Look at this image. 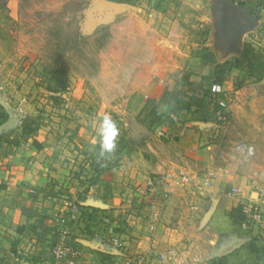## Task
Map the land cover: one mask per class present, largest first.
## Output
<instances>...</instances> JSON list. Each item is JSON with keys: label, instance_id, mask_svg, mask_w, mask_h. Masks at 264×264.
I'll use <instances>...</instances> for the list:
<instances>
[{"label": "rangeland", "instance_id": "1", "mask_svg": "<svg viewBox=\"0 0 264 264\" xmlns=\"http://www.w3.org/2000/svg\"><path fill=\"white\" fill-rule=\"evenodd\" d=\"M110 1L114 12L103 16L96 12L97 0H0L2 103L24 120H48L56 135L70 121L83 120L99 146L97 117L108 113L120 129L119 149L128 130L133 128V135V122L145 123L166 150L179 152L169 141L178 138L182 121L176 123L167 112L156 118L154 110L155 122L174 126L169 132L157 129L139 108L163 90L168 101L207 87L212 65L200 62V50L207 47L215 61L228 59L234 67L220 98L224 117L216 110L198 116L210 124L202 140L211 147L213 165L234 169L250 198L264 205V79L243 72L244 84L233 90L242 73V47L264 58L262 1L241 0L262 19L258 27L244 13L224 7L223 0ZM158 197L157 203L170 198Z\"/></svg>", "mask_w": 264, "mask_h": 264}, {"label": "crops", "instance_id": "2", "mask_svg": "<svg viewBox=\"0 0 264 264\" xmlns=\"http://www.w3.org/2000/svg\"><path fill=\"white\" fill-rule=\"evenodd\" d=\"M258 3L264 13V2ZM261 23L257 18L256 26ZM242 48V73L263 80V54ZM223 86L229 89L225 80ZM204 90L189 97L175 96L170 102L162 97L163 90L151 98L161 104L155 102L142 112L143 118H148L145 120L167 132L174 126L155 122L154 110L155 116L167 112L166 117L182 121L177 123L178 138L169 141L179 150L175 153L166 150V143L149 133L145 123L134 121L133 137L129 136L132 128L120 149L101 156L97 137L82 125L83 120L70 121L56 135V126L48 120H24L0 100V120L5 118L0 125L12 118L0 134V258L12 264L6 253L23 249L33 264H50L55 216L65 213L61 201L68 195L77 206L69 224L82 252L78 264H126L129 254H144V264H264V234L230 218L231 210L250 198L244 179L234 169L213 165L211 147L202 140L210 124L174 107L180 97L190 102L192 110L199 109L207 99ZM11 111L16 116L12 117ZM73 122L76 126L69 130ZM59 124L66 125L63 121ZM170 168L196 172L200 178L215 169L217 177L202 194L185 187L165 201L152 186H156L158 175ZM157 197L155 218L148 203ZM115 238L124 244L123 249L115 247ZM238 241L242 244L224 255ZM251 241L258 249L255 252L250 250ZM171 253L173 259H163Z\"/></svg>", "mask_w": 264, "mask_h": 264}, {"label": "built area", "instance_id": "3", "mask_svg": "<svg viewBox=\"0 0 264 264\" xmlns=\"http://www.w3.org/2000/svg\"><path fill=\"white\" fill-rule=\"evenodd\" d=\"M213 86H218L219 91H213ZM210 90L215 93H221L224 96L226 94L223 85L213 84ZM218 104L220 107L216 110V114L221 118L224 117L221 115V110L225 106V102L218 99ZM216 177L217 171L215 169L207 171L205 175L200 178L196 172L187 171L183 168H170L158 175L156 179V184L158 186H152V189L154 192L156 191L160 194V198L161 196L167 198L173 194L175 190L189 187V185L193 187L197 193L202 194L203 190L207 188ZM61 204L65 213L55 216V233L49 249V263L78 264L82 252L74 243L72 229L69 224V220L73 217L77 206L68 195L62 197ZM148 205L150 209L153 210V217L156 218L158 203L155 200H150ZM241 210L244 214L243 227H255L264 234V205L260 204L257 200L249 198L241 204ZM113 242L117 249L121 250L124 248V244L117 238H115ZM6 257L11 260L12 264H33L30 254L23 249L7 252ZM173 258L174 254L171 253L163 259L170 260ZM146 261L147 258L144 254H129L126 259V264H144Z\"/></svg>", "mask_w": 264, "mask_h": 264}, {"label": "trees", "instance_id": "4", "mask_svg": "<svg viewBox=\"0 0 264 264\" xmlns=\"http://www.w3.org/2000/svg\"><path fill=\"white\" fill-rule=\"evenodd\" d=\"M233 1L236 3H239L240 5H244L248 8H250V5L247 2H244L241 0H233ZM261 1H262L261 3L264 2V0H261ZM259 6H261V5L259 4ZM200 62H201V64L208 63V64L212 65L209 76L207 77V79L209 81L207 83V87H205L204 94H203L204 98L208 99V107L206 108V104H204V102H202L199 109L192 110L190 102L187 100H184L183 98H180V97H176V99L173 103L175 108H179L181 110H185L187 112H190L192 115H197L196 116L197 118L199 115H201V117H202V114L206 111H208V112H210L212 110L214 111L220 107L218 104V99L223 98L224 95L221 93L212 92L210 90V87L213 84L223 85L224 78L227 76V74H229V72L234 67L233 61L228 60V59L221 62V63H217L215 61V59L213 58V56L211 55V51L207 47H204L200 50ZM242 74L243 73H241L239 76H237V78H235V81L233 82V90H237L238 88H240L244 84L245 79H244V77H242ZM154 103H155V100L147 99L145 101L144 107L142 108V111L146 107L151 106ZM172 111L175 112V110H172ZM4 119L5 118L0 120V122H2ZM203 119H206V117H204ZM120 141L121 142L123 141L122 138ZM95 170L100 171L101 169L95 167ZM230 218L233 221H236L237 223H240V221L244 220V214L242 213L241 205L236 207L235 209L231 210ZM249 246H250V250L252 252H255L256 250H258L257 248L254 247V244L252 241L249 243ZM0 264H7L4 258H0Z\"/></svg>", "mask_w": 264, "mask_h": 264}, {"label": "clouds", "instance_id": "5", "mask_svg": "<svg viewBox=\"0 0 264 264\" xmlns=\"http://www.w3.org/2000/svg\"><path fill=\"white\" fill-rule=\"evenodd\" d=\"M213 91H219L218 86H213ZM98 136L100 142V155L110 154L117 148L120 129L112 116L105 112H100L97 117Z\"/></svg>", "mask_w": 264, "mask_h": 264}, {"label": "water", "instance_id": "6", "mask_svg": "<svg viewBox=\"0 0 264 264\" xmlns=\"http://www.w3.org/2000/svg\"><path fill=\"white\" fill-rule=\"evenodd\" d=\"M224 1V7L226 6L227 7V9H231L232 11H240L241 13H244L246 16H249L250 17V20L251 21H253L254 22V24H256L257 23V18L254 16V15H252L251 13V11H250V9L249 8H247L246 6H244V5H240V4H238V5H236L235 4V2L233 1V0H223ZM97 2H98V6H96V8H97V13L98 14H101V15H106V14H109V12H111V13H113L114 12V6L116 5L115 4V2H112V1H110V0H97ZM223 7V8H224ZM110 9V10H109ZM96 13V14H97ZM97 14V15H98ZM224 15H225V12H222L221 13V16L222 17H224ZM3 106L5 107V108H7V106L5 105V104H3ZM13 111H11V113H10V115L12 116V117H14V116H16L14 113H12ZM11 117L8 119V120H6V122H4V123H2L1 125H0V134L2 133V131L4 130V129H6L10 124H11ZM136 126H140V125H138V124H135ZM145 130V129H144ZM146 131V130H145ZM242 244V242L241 241H238V242H236L235 244H233V245H231L229 248H227V250H225L224 251V255L225 254H228V253H230V252H233L234 250H236L240 245Z\"/></svg>", "mask_w": 264, "mask_h": 264}]
</instances>
